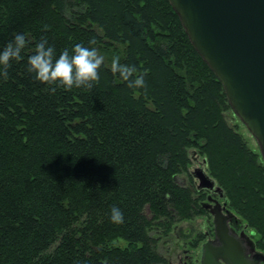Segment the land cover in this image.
I'll return each instance as SVG.
<instances>
[{
  "label": "trees",
  "instance_id": "trees-1",
  "mask_svg": "<svg viewBox=\"0 0 264 264\" xmlns=\"http://www.w3.org/2000/svg\"><path fill=\"white\" fill-rule=\"evenodd\" d=\"M17 31L30 43L6 79L0 70V264H168L151 227L205 210L191 149L264 235L262 156L229 124L223 85L169 0H0V48ZM42 37L57 53L97 47L100 79L71 89L36 79L27 57ZM113 54L146 85L114 73Z\"/></svg>",
  "mask_w": 264,
  "mask_h": 264
},
{
  "label": "water",
  "instance_id": "water-1",
  "mask_svg": "<svg viewBox=\"0 0 264 264\" xmlns=\"http://www.w3.org/2000/svg\"><path fill=\"white\" fill-rule=\"evenodd\" d=\"M169 2L192 45L221 81L233 112L256 139L264 161V0ZM205 166L206 159L192 172L198 190L218 195L224 202L215 201L210 210L215 237L203 244L200 264H264V254L256 251L251 239L249 257L235 237L231 222L237 217Z\"/></svg>",
  "mask_w": 264,
  "mask_h": 264
},
{
  "label": "clouds",
  "instance_id": "clouds-1",
  "mask_svg": "<svg viewBox=\"0 0 264 264\" xmlns=\"http://www.w3.org/2000/svg\"><path fill=\"white\" fill-rule=\"evenodd\" d=\"M93 37L88 43L94 45ZM28 34L17 31L6 46L0 48V70L6 79L9 75L8 68L11 62L23 59L22 52L28 45ZM105 61V56L97 47L86 46L83 42L75 43L71 49L65 47L57 53L55 45L49 43L47 37H42L34 45V51L27 57L29 72L35 73L36 79L43 82L59 84L71 89L73 86H88L100 79V67ZM111 70L120 74V78L127 81L130 88L146 85L143 73L134 75L135 65L121 63L120 56L113 54ZM110 218L114 222H122L123 210L118 205H113Z\"/></svg>",
  "mask_w": 264,
  "mask_h": 264
},
{
  "label": "rangeland",
  "instance_id": "rangeland-1",
  "mask_svg": "<svg viewBox=\"0 0 264 264\" xmlns=\"http://www.w3.org/2000/svg\"><path fill=\"white\" fill-rule=\"evenodd\" d=\"M226 117L229 124L232 127H235L236 130L244 136L249 147L260 153V148L256 139L235 115L232 109L226 113ZM189 152L191 156L189 171L192 174L196 168L201 167L205 157L201 151L197 149H191ZM194 153L196 154L193 155ZM205 168L207 173L211 176L209 168L207 166H205ZM186 179L187 178L183 176L181 178V183L183 184L186 182ZM193 179L195 186L197 187L198 180L195 178ZM204 191L206 192V196L204 201H200L202 206H204L205 203H208L207 196L210 195L209 191ZM223 202L224 200L221 199V203ZM232 212L235 214L240 223V229L245 231L246 234L253 240L255 247L264 253V235L259 232L257 228L251 226L243 217L237 214V212ZM150 234L157 241L155 246L156 251L167 260L168 264H200L202 246L205 242L214 239L215 227L213 217L210 212L204 210L202 214H199L192 219L174 224L168 232L165 227L153 225L151 227ZM117 244L123 247L127 246L124 242H118Z\"/></svg>",
  "mask_w": 264,
  "mask_h": 264
},
{
  "label": "flooded vegetation",
  "instance_id": "flooded-vegetation-1",
  "mask_svg": "<svg viewBox=\"0 0 264 264\" xmlns=\"http://www.w3.org/2000/svg\"><path fill=\"white\" fill-rule=\"evenodd\" d=\"M199 192L206 193L204 190H199ZM207 201H208V203L204 202L205 203L204 204V209L210 212V210L215 206V201H219L221 203V198L218 195H213V194L210 193V195L207 196ZM221 204H223V203H221ZM231 227L235 231V233H234L235 237H237L242 242V245L247 248L248 256L251 257L252 253L250 252V250H251V247L253 246V244L250 242L251 238L246 234L245 231L240 229V223H239L238 219L235 218L231 222ZM243 233H245V235H247V237L244 236ZM256 251L264 254L263 252L259 251L257 248H256Z\"/></svg>",
  "mask_w": 264,
  "mask_h": 264
}]
</instances>
